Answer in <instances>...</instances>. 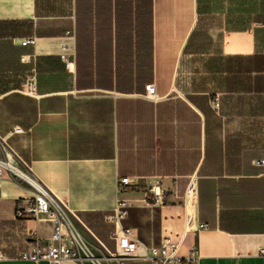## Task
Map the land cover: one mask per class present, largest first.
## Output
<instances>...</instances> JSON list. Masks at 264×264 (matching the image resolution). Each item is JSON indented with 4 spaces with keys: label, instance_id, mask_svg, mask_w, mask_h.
<instances>
[{
    "label": "crops",
    "instance_id": "1",
    "mask_svg": "<svg viewBox=\"0 0 264 264\" xmlns=\"http://www.w3.org/2000/svg\"><path fill=\"white\" fill-rule=\"evenodd\" d=\"M0 135L111 251L128 177L139 202L122 226L144 245L169 239L191 264H264V0H0ZM153 184L163 205L146 197ZM21 203L32 190L5 175L0 264H49L20 259L53 231L17 217Z\"/></svg>",
    "mask_w": 264,
    "mask_h": 264
},
{
    "label": "built area",
    "instance_id": "2",
    "mask_svg": "<svg viewBox=\"0 0 264 264\" xmlns=\"http://www.w3.org/2000/svg\"><path fill=\"white\" fill-rule=\"evenodd\" d=\"M33 40H25L24 45L32 44ZM61 59L67 69L72 65L71 56L67 52L61 54ZM26 93H34L36 85L31 83L26 86ZM144 98L157 102L158 95L155 84L145 86ZM20 133L21 129L15 130ZM264 164V160L259 162ZM5 175L11 176L15 181L25 183L33 192V205L20 204L17 217L45 219L53 222V231L48 243H36L29 252L22 253L20 259L35 263L46 261L49 264H63L67 260H75L81 264H105L106 262L119 263L126 258H137L150 261L152 264H191L192 259L186 262L179 257V244L169 239L162 241L159 247H148L135 238L132 230L124 229L123 220L128 215V210L138 199L129 198L131 187L135 182L131 178H119V198L116 206L109 216L115 230L112 239L115 241L116 250L111 251L102 243L89 228L82 222L77 212L71 210L66 203L58 198L37 176L31 165L25 162L10 146L8 139L0 135V180ZM196 178L192 177L184 194L185 205L190 206L194 200ZM146 197L154 206L165 203V193L158 184H153L146 192ZM83 232L91 240L88 241ZM264 255V248L261 249Z\"/></svg>",
    "mask_w": 264,
    "mask_h": 264
},
{
    "label": "rangeland",
    "instance_id": "3",
    "mask_svg": "<svg viewBox=\"0 0 264 264\" xmlns=\"http://www.w3.org/2000/svg\"><path fill=\"white\" fill-rule=\"evenodd\" d=\"M18 182L23 183V182H21V181H18Z\"/></svg>",
    "mask_w": 264,
    "mask_h": 264
}]
</instances>
